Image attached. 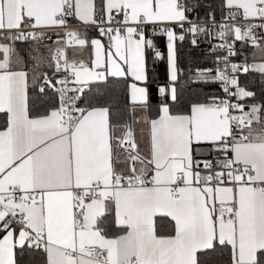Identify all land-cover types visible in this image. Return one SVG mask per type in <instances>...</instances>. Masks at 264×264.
Listing matches in <instances>:
<instances>
[{"label": "snow or ice", "instance_id": "obj_1", "mask_svg": "<svg viewBox=\"0 0 264 264\" xmlns=\"http://www.w3.org/2000/svg\"><path fill=\"white\" fill-rule=\"evenodd\" d=\"M200 6L0 0V264H19L23 253L43 264H221L206 259L216 253L226 254L222 264H264V101L245 103L256 94L237 75L264 82V0H219L190 20ZM148 26L166 37L172 82L177 41L205 37L217 68L197 77L223 95L185 103L175 86H159L142 144L129 121L152 107L147 51L163 58ZM236 42L259 62L234 63ZM70 49L93 55L70 59ZM110 77L122 78L127 113L104 91ZM157 217L174 234H158Z\"/></svg>", "mask_w": 264, "mask_h": 264}, {"label": "trees", "instance_id": "obj_2", "mask_svg": "<svg viewBox=\"0 0 264 264\" xmlns=\"http://www.w3.org/2000/svg\"><path fill=\"white\" fill-rule=\"evenodd\" d=\"M189 3H193L194 0H188ZM200 7L195 8L194 11L188 13L190 19H200L204 17L211 7H215L219 0H199ZM219 18V16H217ZM156 48L162 53V59H156L151 50L147 51V60L150 65L149 71L150 79L147 81V87L150 93V101L152 106H158L160 103L159 94L157 89L168 81L167 73V59H166V45L164 43V37H150ZM216 41H213L214 45ZM236 48L240 55L235 56V61L243 63L245 57H247L248 63L259 62L252 60V53L254 49L250 46L243 47L240 42H236ZM177 68H178V80L175 82L178 95L181 97L182 102L191 101H203L205 97L216 95L221 96V89L219 85L215 83H206L197 77V69L205 70L212 69V74H215L217 64L215 63L217 52L212 50V46L209 44L205 37H201L198 46L190 44L189 39L184 42H177ZM45 54L47 52L45 51ZM44 71H50L45 68ZM238 78L241 86H246L249 90L255 92L254 100L250 98L248 104L252 102L264 101V82H262L260 74L255 72H249L247 74L239 73ZM113 83L108 84L104 91H109L111 95V102L113 108H119L126 113L130 110H125L124 105L126 103V96L124 93V85L118 83L116 79L109 78ZM94 91H98L103 87V84H93L90 86ZM30 96V108L33 114L41 107L39 99L38 89L34 85L29 86ZM127 118V117H126ZM131 122V121H129ZM3 118L0 117V127L3 126ZM19 264H43L42 255H33L32 253L18 254ZM210 261L222 262L227 259L226 254L216 253L213 257L206 258Z\"/></svg>", "mask_w": 264, "mask_h": 264}, {"label": "crops", "instance_id": "obj_3", "mask_svg": "<svg viewBox=\"0 0 264 264\" xmlns=\"http://www.w3.org/2000/svg\"><path fill=\"white\" fill-rule=\"evenodd\" d=\"M71 23L72 25L78 24L79 25V21L75 20V19H71ZM83 30V29H81ZM87 34L90 38H100L102 40L103 43H105V45H107V37H99L98 33L96 30L94 29H89L87 30ZM146 35L149 37L148 32L146 31ZM166 45V59H167V73H168V81L166 84L162 85L165 87H172L175 86V82H172L170 79V74H169V65H168V50H167V42L165 43ZM52 47H56V44L52 45ZM69 58L70 59H82L83 61H85L86 63L90 61L93 53H91L89 50H84L83 52H79V53H74L71 49L69 50ZM47 55V54H46ZM149 67L150 65L148 64V60H147V53H146V71H147V76H148V81L150 79V73L151 70L149 71ZM113 78V77H110ZM116 80L122 79V78H113ZM177 80H178V75H177ZM95 84H103L102 82H98ZM31 85V83H30ZM29 85V86H30ZM176 87V86H175ZM159 99L161 100V97L158 96ZM157 108L158 106H152L150 111L143 113V115H141V113H136V121H131L130 123L133 124V127L136 130V134H137V138L141 139L142 138V144L144 142H146L147 138H148V126L146 124L143 123V118H147L149 116L151 117H155L156 113H157ZM2 117V116H0ZM3 118V117H2ZM0 130H3V126L0 127ZM166 218H161V217H157L156 220V225H157V231L158 234L161 235H169V234H174V232L172 231L171 227L168 225V223L165 222Z\"/></svg>", "mask_w": 264, "mask_h": 264}, {"label": "built area", "instance_id": "obj_4", "mask_svg": "<svg viewBox=\"0 0 264 264\" xmlns=\"http://www.w3.org/2000/svg\"><path fill=\"white\" fill-rule=\"evenodd\" d=\"M190 19V18H189ZM219 19V18H218ZM190 20H198V19H190ZM69 23H70V25H72V23H71V18L69 19ZM72 26H74V27H76V26H79L78 24H75V25H72ZM89 29H94V28H91V27H89L87 30H89ZM95 30V29H94ZM147 32H148V34H149V36L150 37H157V38H160V37H164V36H162V35H153V31H156V32H159V29H153V27L152 26H148V28H147V30H146ZM177 31H179L178 29H177ZM98 33V32H97ZM257 34H259V32H257ZM51 35H55V33H52ZM164 43H166L167 42V40H166V37H164ZM177 42H179V41H177ZM51 46L52 45H54L55 43H53L52 41H49L48 42ZM191 44V43H190ZM199 45V44H198ZM232 61L234 62V63H238V62H236L235 61V57H233L232 58ZM219 67H223V65H219ZM239 74V73H238ZM237 74V75H238ZM216 85H219L218 83H215ZM221 95H223V93H221ZM250 100V99H249ZM249 100H247V101H245V103H248V101Z\"/></svg>", "mask_w": 264, "mask_h": 264}]
</instances>
